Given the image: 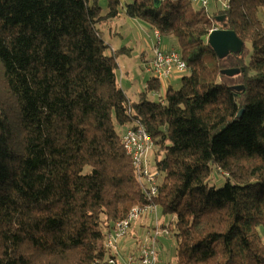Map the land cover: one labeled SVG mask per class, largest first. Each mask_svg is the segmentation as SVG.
Returning <instances> with one entry per match:
<instances>
[{"label": "trees", "instance_id": "1", "mask_svg": "<svg viewBox=\"0 0 264 264\" xmlns=\"http://www.w3.org/2000/svg\"><path fill=\"white\" fill-rule=\"evenodd\" d=\"M101 1L0 0V264H104L114 224L147 203L121 140L137 123L175 264H264V0L212 13L192 12L196 0ZM121 16L175 39L179 89L150 101L162 86L150 77L126 98L117 58L131 50L112 53L100 29ZM214 27L241 44L222 59Z\"/></svg>", "mask_w": 264, "mask_h": 264}, {"label": "rangeland", "instance_id": "2", "mask_svg": "<svg viewBox=\"0 0 264 264\" xmlns=\"http://www.w3.org/2000/svg\"><path fill=\"white\" fill-rule=\"evenodd\" d=\"M105 4L104 0L100 2V6L103 9L105 8ZM189 7L192 12L201 11L202 9L200 0L191 1ZM215 8L220 10L223 9L222 0H212L203 9L212 13ZM259 18L264 21V9L259 10ZM126 22L122 25V22H120V19L118 18L103 25L100 29L103 31L104 40L110 46V51L112 53L125 47L131 50L129 56L120 55L117 58L118 68L116 73L118 82L121 85L126 98L130 102H133L137 100L138 94L144 90L146 81L154 76L152 73L146 72L145 66L146 61H150L153 58L154 51L152 44L157 45L158 40L154 36V31H152V29H150L145 23L139 20H135L131 24L128 23L129 21ZM213 29L217 28L214 27ZM110 30L116 31V33L118 35L120 34L123 39H119L116 35H109ZM160 39V48L163 49L164 46L168 49L176 48V42L173 37H161ZM143 52H145V56L142 58L141 56ZM185 74L186 72L182 75H173L168 80H161L162 86L160 92L151 95L149 100L157 102L162 99L168 86L172 87L174 90L179 89L181 77ZM153 153L154 146L152 145L151 150L146 154L145 162H147L149 169L154 171L152 164ZM211 177L213 183L217 185V188H221L224 185L225 177L218 171L213 170ZM137 184L141 189L139 180H137ZM154 204L156 205V212L146 214L135 220L130 225L125 237L119 241V256L122 257L125 255L126 257L131 253L138 254L139 249L143 246H148L153 243V237L155 230L157 229L159 234L155 238L156 264H175L176 242L173 237L174 231L173 228L171 229L172 231L168 228L174 218L171 215H162L157 204Z\"/></svg>", "mask_w": 264, "mask_h": 264}, {"label": "built area", "instance_id": "3", "mask_svg": "<svg viewBox=\"0 0 264 264\" xmlns=\"http://www.w3.org/2000/svg\"><path fill=\"white\" fill-rule=\"evenodd\" d=\"M212 0H200L202 8H205ZM230 0H222L223 10H228ZM217 29H211L215 31ZM154 36L160 40L159 32L154 31ZM154 56L146 61L145 70L152 73L161 80H168L173 75H182L186 72V65L174 49H160L159 45L153 47ZM125 152L130 156L136 178L139 180L141 191L145 195L147 203L143 206H136L130 209L127 215L114 224L112 231L107 235L104 248L107 258L104 264H156L155 238L159 232L156 229L153 243L143 246L138 254L131 253L126 257L119 256L118 243L123 239L130 225L138 218L156 212V205L153 200L158 193V173L150 170L145 162L146 154L151 150L153 142L147 135L145 129L139 123L127 127L121 137Z\"/></svg>", "mask_w": 264, "mask_h": 264}, {"label": "water", "instance_id": "4", "mask_svg": "<svg viewBox=\"0 0 264 264\" xmlns=\"http://www.w3.org/2000/svg\"><path fill=\"white\" fill-rule=\"evenodd\" d=\"M158 5V0L156 1ZM207 42L219 59L240 47V41L235 33L228 30H215L209 33Z\"/></svg>", "mask_w": 264, "mask_h": 264}, {"label": "crops", "instance_id": "5", "mask_svg": "<svg viewBox=\"0 0 264 264\" xmlns=\"http://www.w3.org/2000/svg\"><path fill=\"white\" fill-rule=\"evenodd\" d=\"M119 19H120V22H122V25H124V23H125L126 21H129L128 23H130V24L133 23V21H135V19H128V18H125L124 16H121ZM262 22H263V24H264V21H262ZM126 23H127V22H126ZM152 31H153V30H152ZM109 35H111V36H112V35H116V36L119 37V39H121V38L123 39V37H122L120 34L118 35V34L116 33V31H112V30H110V31H109ZM158 44H159V46H161V39L158 40ZM152 46L154 47V46H156V45H153V44H152ZM125 48H126V47H125ZM127 49H129V48H127ZM160 49H162V48H160ZM163 49H168V48H167L166 46H164ZM170 49H171V48H170ZM143 53H144V55H143ZM143 53H142V56H141L142 58L145 56V52H143ZM142 58H141V59H142ZM120 86H121V85H120ZM125 129H126V128H125ZM123 131H124V130H123ZM124 244H125V242H124Z\"/></svg>", "mask_w": 264, "mask_h": 264}]
</instances>
